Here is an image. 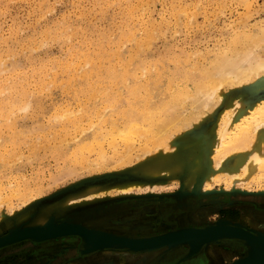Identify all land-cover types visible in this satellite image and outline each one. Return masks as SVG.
<instances>
[{
    "label": "rangeland",
    "instance_id": "obj_1",
    "mask_svg": "<svg viewBox=\"0 0 264 264\" xmlns=\"http://www.w3.org/2000/svg\"><path fill=\"white\" fill-rule=\"evenodd\" d=\"M258 26H264V0H0V61L8 68L0 73V91L2 92L0 93V238L6 237L10 233V230L14 228L13 222L18 219L23 218L24 224L19 222L20 225L15 227L30 226L36 221L40 209L55 202H63L66 198L70 199L83 193L90 186L113 187L118 182L122 183L123 180L140 181L143 179L147 180L146 184L155 185L152 192L141 190V192L131 193L132 195L128 194L127 196L90 198L83 202L73 203L69 206L70 211L67 210L58 219L50 218V221L55 224L61 221L77 224L85 230L91 231L90 239H93V234L96 235L104 231L117 236L152 237L187 227H207L227 220L229 223L264 235L263 179V181H258L256 178V180L250 178V180L248 179L249 183L245 182L243 188L231 186L230 189L226 178L219 174L211 184L213 190H204L200 180H196L192 184L191 190H188L190 187L185 190L184 179H180L181 177L175 178L178 181L173 180L174 178L171 181L169 178L145 179L141 173L133 171L139 162L138 157L146 158V156L137 155L141 152L140 149L144 144L143 139L134 138L137 145L140 143L141 148L139 146V150L137 148V152H140H135L137 159L133 156L131 160L126 161V158H123L121 146L124 145V140L121 143L120 139L122 138L115 134H112L113 138L112 135L110 137L109 131L105 130L106 128L108 130L110 123L106 120L104 123V118H100L101 115L98 116V111L99 114L104 113L103 111L111 112L107 109V102L103 100V96L108 92L107 84L102 86L99 84L96 86L97 89L87 90L89 87L87 82L90 77H82L83 67L87 63H85L84 57L75 56L76 52L88 53L89 51L90 57L100 68L101 77H105L106 67L114 63L118 66L120 58L134 60L130 65L133 70L137 68L134 71L138 75L143 73V69L147 70L156 65L163 76L160 87L166 89L168 86L166 81L172 77L177 82L182 81L179 73H186L192 63L197 67H207V64L209 65L207 62H210V58H213L219 49L224 50L231 44L229 41H232L231 37L233 39L235 33L237 35L242 34V31L257 33L261 28ZM125 27L126 29H124ZM147 31L149 33L152 31L151 34L154 36L155 33V36L154 38L152 36V41H149L150 46L143 45L144 47L142 46L139 51L134 40L136 38L139 42L145 40ZM129 32H132L135 37L131 44V40L129 41L124 35ZM236 34L235 36H237ZM67 37L68 40H66ZM112 46L114 47L112 48ZM261 46L260 57L264 60V43ZM145 47H147L146 50ZM218 47L219 49H217ZM133 50L139 52L134 53ZM97 52L109 54L110 56L107 57L110 60L102 59L105 55H96L95 57L94 54ZM117 52L118 54L122 53L117 55ZM131 55L138 57L133 59L130 57ZM139 57L140 59L137 60ZM80 58L85 64L83 61H78ZM70 60L78 62L76 63V67H78L76 72L78 73L75 72L77 78H71L72 73L70 72L65 73L67 71L65 66L62 69V65ZM140 60L142 61L140 62ZM8 65L11 66L8 67ZM86 66V68L90 67L89 64ZM191 70L189 71L191 72ZM194 73L192 72L190 82L188 79L181 82L183 85L186 83L190 90L195 87ZM60 82L61 84H59ZM13 83L17 84L16 88L12 91L8 90V85ZM62 83L64 86L65 83L70 84H66L67 87L64 88ZM81 87L85 88L78 90ZM120 88H122L121 97L119 95ZM112 89L114 93H118V99L121 98L118 103L121 107H125L128 98L127 88L114 86ZM104 90L107 91L104 93ZM226 90L225 87L223 90L226 92L225 99L241 97L242 100L245 99L243 101L247 100L246 107H253L258 103L261 105L260 109H264V99H262L264 98V72L252 79L250 83L240 87L235 94ZM5 92L8 93L5 94ZM102 92L103 95H101ZM95 94L97 95L95 96ZM28 95L30 96L28 97ZM162 95L161 92L160 96L163 97ZM243 95L245 96L242 97ZM93 96L97 98V101L95 98L93 99ZM26 98L31 101L28 108L26 103L28 104L29 101ZM10 101L15 104H13L15 107L12 111L10 105H13L8 104ZM64 107L65 109L69 107L67 110L70 113V118L79 119L77 124L70 122L69 118L60 117L64 112L65 114L67 112ZM227 109H230L229 105H220L213 115L208 116L191 132V137L185 144L187 153L190 151L197 153L202 145L200 140L202 138L203 141L207 140L203 147L210 146L211 140L217 132V125L221 122V115H224ZM10 113H13V118ZM59 114L60 120L63 118L61 121L57 117ZM116 116L115 114L111 118L115 117L119 120L118 122L123 120L122 117ZM14 120L16 126L13 123ZM83 131L85 132L83 133ZM101 131L104 135L107 134L106 137L108 135L110 137L103 140L104 144L100 142L103 148L93 138L98 133L103 135ZM93 134L95 135L93 136ZM115 137L119 141L116 142ZM112 139L115 140V143H121L117 152L111 151L113 150L111 149L113 147L111 146ZM62 141L63 143H61ZM82 142H91L92 146L88 144L91 147L88 146L89 149L84 147V149L79 144ZM98 143L99 145H97ZM94 146L95 149L92 148ZM100 149L107 153L109 160L99 165L97 163L101 160ZM235 155L234 152H230L225 158L224 164L227 169L234 167L237 158ZM82 156H85V160L81 158ZM202 166L205 168L204 171L210 167L206 158L203 160ZM122 171H125L124 174ZM130 171H133L134 174ZM263 174L264 169L259 171L257 176L262 177ZM162 183L165 185H160ZM184 196L186 197L184 198ZM31 214L34 216L32 215V217ZM93 217L101 219L100 225L89 228L86 226L87 220ZM182 220H188L187 224L193 225L182 226L186 225V223L182 224ZM44 223L39 226L47 224V222ZM125 225L129 230H136L129 231L133 233L122 232V227ZM102 229L105 230L102 231ZM79 233L42 241L23 239L4 244L0 246V264H44L48 258L52 264L54 263L51 261L53 256H56L60 251H69L70 254H95V260L103 258L102 264H107L106 258L109 257L110 260H114L113 264H118L122 259L128 264L129 262L130 264H149L160 254L165 253L166 255L176 252L180 248L188 250L187 246L181 245L170 250H155L145 256L136 254V252L126 251V253L125 250L112 249L86 252L89 249L87 241L83 234ZM222 240L238 241L233 238ZM239 242L245 245L244 242L240 240ZM211 244L213 243L209 245L211 246ZM244 248L246 250L247 246L245 245ZM216 249L218 248L216 247ZM224 249L219 246L220 252L219 255H216L224 264H230L239 256L238 251ZM197 261L193 264H201ZM73 263L80 264L77 261Z\"/></svg>",
    "mask_w": 264,
    "mask_h": 264
},
{
    "label": "bare ground",
    "instance_id": "obj_2",
    "mask_svg": "<svg viewBox=\"0 0 264 264\" xmlns=\"http://www.w3.org/2000/svg\"><path fill=\"white\" fill-rule=\"evenodd\" d=\"M127 21L129 22V20H127ZM130 21H132V20H130ZM260 27L261 26H258V28H260ZM124 29H126V27ZM147 32L148 33L146 34L147 35L146 39L143 41L140 40V42L137 38H136V40H134L135 37H134V34H132V32H129L128 34L125 33L124 35H125V38L129 39V41L131 40L130 44L135 41L136 42L135 43L136 48H138L137 50L140 51V48L143 45L144 46L145 45L150 46L149 41L150 40L152 41V39L155 36V33H154V36L151 34L152 31L150 33H149V31H147ZM144 34H145V32H144ZM235 34H234L233 39L231 37L232 41H229V42H231V44L230 45L227 44L228 45L227 48L225 47L224 50H220L219 47L217 48V49H219L220 52L218 51L217 53H215V56L213 58H210L211 60L209 59L210 62L209 61L207 62V63H209V65L207 64V67H197L192 63V65H194V66L190 65L189 70L192 69L193 71L191 70V72H190L189 70H187L186 73H183V74H182V72L179 73L182 77V81H180V82L175 81V79L173 77L168 79V81H166L168 84L166 89H164V88L161 89V87H160V85L162 84L163 76H162V72L157 69L158 66H156V65H153L152 67H150L147 70L143 69L142 70L143 73L138 75L134 71L137 68H135L133 70L131 68V65H130L131 61H134V60L130 61L127 58L122 59L119 57L120 58L119 59V65H118L119 67L115 63H114L115 65L112 64V65L106 67V70L104 72L105 77H101L100 73H99L100 68H99V66H97L95 64V62H94L95 60H93L90 57L91 54L89 53V51H88L89 54L85 53V52H76L75 51L76 52L75 56L78 57L80 55V56L84 57L85 58L84 60L86 61L85 63H87V64H85L84 61L81 60L82 58H80V60H78L79 58L77 59L78 61H81V62L83 61V63L85 64L83 67L84 71L82 73L83 74L82 77L83 76L90 77V79H88V82H87V84L89 85L87 90L92 89V88L97 89L98 87L96 88V86H98L99 84H100V86L107 84L106 88L108 89V92L105 94V96H103L104 97L103 100L105 102H107L106 104H108V105H106V106L108 108L107 107L106 108L111 110V112L107 113V111L106 112L103 111L105 114L102 113L103 114L102 115V114H99V111H98V116L100 117V115H101L100 118H104V123H105V120H106V122L108 121L110 123V127H109L110 129L109 128H108V130H107V128L105 129L106 131H109V133L108 132H106V133L110 134V137L112 134H115L116 136L119 135L120 138H122V139H120V141L122 140L121 143L124 140V143H123L124 145H121V146L123 148L122 155H123V158H126V161H128L129 159L131 160L133 158V156L136 157V159H137V155L138 156L139 155L146 156V158H142V159L140 157H138L139 162L136 164V167H135V169H133V171H137V172L141 173V175L145 179H153V178H158V179H166L167 178L168 179L169 178L171 181V179L174 178L173 180L178 181L175 178L181 177L180 179H182V178L184 179V182H183L184 185L183 186L185 187V190L187 187H190V189H188V190H191V187H193L192 184L196 180H200L203 183V189L204 190H211L212 189L211 184L217 178V176L219 174L223 175L226 178L227 185L230 189H231V186L237 187V188H243V186H245V182H247V184L249 183L248 181L250 180V178H253V179L256 178L258 181L259 180L261 181L262 179L264 180V174L262 177L257 176L259 171L264 169V109L261 110L260 109L261 105L260 104L258 105V103L255 106H253L256 102L253 105L251 104L253 107H246L245 104H247V102H246L247 100L243 101L245 99L242 100L241 97H238V98L234 97L235 99L232 97H229L232 99H229V98L225 99V93L226 92L223 91L224 88L226 87L227 90H229V92L232 91L233 92L232 94H235L237 92V90L240 89V87L250 83L252 79L263 74V72H264V60L260 57L259 51H260V48L262 47L261 44L264 43V26L261 27L257 33L251 32V31H250V33L249 32L246 33V32L242 31V34H238V35L236 34L237 36H235ZM124 35H123V37H124ZM152 36H153V38H152ZM57 37H58V35H57ZM68 37L66 40H68ZM64 38H66V37H64ZM64 38H62V39H64ZM120 38H122V37H120ZM122 39H124V38H122ZM118 44H119V42H118ZM115 46H116V44H115ZM113 47L114 46H112V48ZM121 47H123V45ZM147 47H145V50ZM132 52L138 53L135 50H133ZM209 52H211V51H209ZM214 52H216V51H214ZM214 52H212V53H214ZM120 53H122V52H119V54L117 52V55H120ZM209 54H211V53H209ZM96 55H101V56L105 55V57L103 56L102 59H108L107 56H110L109 54H106L104 52H103V54L100 52H97L96 54H94V56L96 57ZM192 55H193V53H192ZM192 55H191V57H192ZM206 55H205V58H206ZM136 56L137 55H135V57L131 55L130 57L135 59ZM71 58H72V56L70 57V59ZM139 59H140V57L137 60H139ZM189 59L191 60V58H188V60ZM108 60H110V59H108ZM188 60H187V62H188ZM141 61L142 60H140V62ZM76 63H78V62H76L74 60L73 61L70 60V61H67L64 65H62V69H63V66H65V68L67 70V71H65V73L66 72L72 73L71 78L76 77V74L78 73V72H76V68H78V67H76ZM83 63L81 64L82 66H83ZM88 64L90 65V67L86 68L87 67L86 65H88ZM195 64H197V63H195ZM203 64H204V62H203ZM4 65H2V62L0 63V73L4 72L3 70H8V68L6 67V64H4ZM99 65H100V62H99ZM2 66H4L6 69L4 67H3L4 68L3 69ZM10 66L8 65V67H10ZM82 66H81V68H82ZM191 66H192V68H191ZM141 68H143V67H141ZM163 69H164V67H163ZM137 71H139V70H137ZM168 71H170V70H168ZM60 72H61V70H60ZM75 72H76V74H75ZM192 72H195L194 76H193L195 87H193V89L190 90V88L187 86L186 83H185V85H183L181 82H185L187 79L189 81L191 79L190 77H192L191 76ZM165 74H163V75H165ZM47 76L49 77V74ZM79 76H81V75H79ZM81 79H83V78H81ZM48 83H50V82H48ZM59 84H61V82ZM66 84L67 83H65V86H64L62 83L64 88L67 87ZM68 84H70V83H68ZM16 85L17 84H15V83L9 84L7 89L12 91L16 88ZM114 86H116V87H120V86L124 87L125 86L127 88L128 98L126 100V103H125L126 106L125 107H121V105L119 104L120 103L119 101L121 100V98L118 99L122 88L119 89L120 92L118 91L119 92V95H118V93L113 92L112 88ZM103 87H105V86H103ZM41 88H43V87H41ZM83 88H85V87H81L78 90L83 89ZM74 89H75V87H74ZM95 89H93V90L95 91ZM71 91H73V90H71ZM106 91L104 90V93ZM66 92H67V90H66ZM161 92L163 93V95H162L163 97L160 96ZM0 93H2V92L0 91ZM6 93H8V92H5V94ZM97 93H99V92H97ZM90 95H91V93H90ZM96 95L97 94H95V96ZM98 95H100V94H98ZM101 95H103V92L101 93ZM29 96L30 95H28V97ZM159 96H160V98L158 99ZM244 96L245 95H243L242 97H244ZM120 97H121V95H120ZM33 98H34V96H33ZM91 98H89V99H91ZM94 98L95 97L93 96V99ZM247 98H249V97H247ZM95 99L97 101V98H95ZM262 99H264V98H262ZM26 100L29 101L28 104L26 103V107L28 108V107H30L31 101L29 98L28 99L26 98ZM188 100H189V102H188ZM8 104L13 105L14 103H12L10 101ZM121 104H122V102H121ZM223 104L229 105L230 109L229 110L227 109L226 110L227 112L224 110L225 114L223 112L224 115H221V119H220L221 122H219L220 124L217 125L218 129L217 130L215 129L217 132L213 136L211 143H210V146L209 147H203L204 146L203 144L207 143V140L203 141L202 140L203 138H202V139H200L201 144H202L200 147V150L197 153L195 152L196 154L194 152L191 153V151L189 153H187V149H186L187 147H185V144L189 141V139L191 137V132L196 127H198L201 124V122H203V120L207 119L208 116L213 115L216 112L217 108ZM14 105L13 106L10 105L11 111L15 107ZM18 105H21V104H18ZM122 105L124 106V104H122ZM24 107H25V103H24ZM24 107L22 106L23 109L26 108V107L25 108ZM67 108H69V107H67ZM67 108L65 109V107H64L65 111H67L66 114L64 112V114H62L61 116L59 114V115H57V117L58 116L65 117V119L69 118L70 122H74L77 124L79 119L70 118L71 116H70V113H68L69 111L67 110ZM223 108H224V106H223ZM9 111H8V113H9ZM26 111H27V109H26ZM61 111H62V109H61ZM94 111L97 112V110H94ZM219 111H220V109H219ZM4 113H5V111H4ZM59 113H61V112L59 111ZM115 114L117 115L116 117H122L123 120L122 121L120 120V122H118L119 120L115 119V117L113 118L115 120H113L111 117H113ZM10 115L12 116L13 113L12 114L10 113ZM3 116H1V117H3ZM13 116H12V118H13ZM248 116L249 117L252 116V117L249 118ZM5 117L7 118V115ZM60 117H58L59 120H60ZM111 119H112V121H111ZM55 120H56V118H55ZM61 120H63V118H61ZM7 121H8V118H7ZM13 123H15V120L13 121ZM14 125L16 126V123ZM234 129H236V130H234ZM25 131H27V130H25ZM80 131H82V130H80ZM85 131H83V133ZM14 133L16 134V132H14ZM102 134H103V132H102ZM176 134H177V136H175ZM94 135L95 134H93V136ZM106 136H107V134L101 135L98 133L97 136H95L97 138H95V137H93V138L96 139V141H98L99 143L100 142L103 143V140L105 141V139H107L109 137V135H108V137H106ZM113 137H114V135H112V138ZM136 137H138V139L139 138L143 139L144 144L142 145V148L139 146L140 143H138V145L136 144V141L134 139ZM115 138L117 139V137H115ZM108 140L110 141V139H108ZM117 141H119V139H117L116 142ZM137 141H139V140H137ZM86 142L85 143L82 142L79 144L83 148L84 147L88 148V146H90V145L92 146L91 142H89V143H86ZM61 143H63V141ZM99 143L97 145H99ZM101 143H100V146H101ZM118 143H115L114 139L111 140L112 145L110 143H109V145L114 147V148L113 147L111 148V149H113L111 151H113V152L118 151V149H119L118 147L121 144V143L120 144H118ZM88 144H90V145H88ZM97 145H96V147H97ZM138 146H139V148H141L140 149L141 152L139 151L140 154H137V153H139V152H137ZM92 148L95 149V146ZM101 148H103V147L101 146ZM139 148H138V150H139ZM80 150H81V148H80ZM80 150H79V152H80ZM100 151H99L100 152L99 157L101 160H100V162L97 163L99 165L101 163L102 164L106 163V162H108L106 160H109L107 153H105V151L102 152L101 149H100ZM89 152H90V150H89ZM135 152H137V153H135ZM230 152H234L236 154L235 156H237V158H236V162H235L234 167L232 169H227L226 168L227 166H225L224 161H225V158L227 157L228 153H230ZM84 157L85 156H82L81 158L84 159ZM230 157H229V159H230ZM205 158L208 160L210 167L204 171L203 169H205V168H203L204 164L202 166V162ZM125 163L128 164L127 162H125ZM129 166H131V165H129ZM127 167H125V168H127ZM133 171H130V173ZM123 172H125V171H122V173ZM133 174H134V172H133ZM136 176H139V175H136ZM107 181H109V180H107ZM123 181H122V183H119V182L116 184L114 183L115 186H113V187L100 188V187H94L95 185L90 186L83 193L75 195L74 197H72L70 199L66 198L65 201H63V202L59 201L58 203L55 202L52 205L46 206V207L39 210L40 214H38L36 221L32 225L25 226V227L39 226V224H43L44 222L46 223V222L50 221L51 220L50 218L58 219L61 217V215H63L67 210L70 209V207H69L70 205H72L73 203H76V202H83V201L89 200L90 198L91 199L103 198V197L110 198V196H114V195H126L127 196L128 194H131V193L133 194V193L141 192V190H143L144 192H152L151 190L155 186L154 184H150V183L146 184L147 180H144V179L140 180V181H124V182ZM100 183H102V182H100ZM111 183H112V181H111ZM108 184H110V183H108ZM160 185H165V184L162 183ZM97 186H101V185H97ZM197 187H198V185H197ZM181 191H183V190L181 189ZM180 194H182V193H180ZM183 194H184V191H183ZM137 197H139V196H137ZM185 197L186 196H184V198ZM60 199H62V198H60ZM115 200H117V199H115ZM129 205H130V203H129ZM32 215L33 214H31V216ZM53 215H55V216H53ZM22 221H23V218H20L17 221L13 222L14 228H12V230L19 229L18 227H15V226L16 225L19 226L20 225L19 222H22ZM87 221H88V224L86 226L89 228H94L95 226L100 225L99 223H100L101 219L99 217H93V218L88 219ZM227 221L229 222V220H227ZM77 222H78V219H77ZM52 223H54V222H52ZM72 223H73V221H72ZM185 223H186V225H188L187 221L182 220V224H185ZM101 224H103V223H101ZM75 225H77V224H75ZM126 225H125V227H122V232L127 231L128 233H133V232H129V231L136 230V229L129 230L128 228H126ZM203 226H205V225H203ZM252 227H254V226H252ZM97 229H99V228H97ZM141 229H143V228H141ZM104 230L105 229H102V231H104ZM105 232L106 231H104L103 233H105ZM213 244H211V246L210 245L207 246L208 247L207 252L210 251L209 255H208L210 258L209 262L211 264H224V262L222 261L223 262L222 263L221 260H219L218 257L216 256V254L219 255V252H220L218 245L216 244V242H213ZM219 244H220V242H219ZM225 244H227V242ZM229 245H231V244H229ZM233 245H234V243H233ZM216 247L218 249H216ZM83 248H84V246H83ZM249 252H250V250L248 251L247 249L243 252H239L240 253L239 256L236 259L234 258L235 260H233V262H235L237 260H238V262L244 261L249 256ZM68 264H74V263L69 262Z\"/></svg>",
    "mask_w": 264,
    "mask_h": 264
},
{
    "label": "water",
    "instance_id": "obj_3",
    "mask_svg": "<svg viewBox=\"0 0 264 264\" xmlns=\"http://www.w3.org/2000/svg\"><path fill=\"white\" fill-rule=\"evenodd\" d=\"M90 232L78 225L65 222L55 224L50 221L44 226L11 230L6 237L0 238V246L23 239L42 241L67 234L79 233L83 234V237L87 241L89 249L86 252L101 249L149 252L162 249L170 250L181 245L187 246L188 253L177 262L180 263L197 255L204 247L209 246L210 243L226 238H233L243 241L250 252L244 261L238 262L237 260L230 264H264V235L246 230L227 221L217 222L216 224L202 228L187 227L161 235L141 238L117 236L100 232L96 235L93 234V239H90Z\"/></svg>",
    "mask_w": 264,
    "mask_h": 264
},
{
    "label": "flooded vegetation",
    "instance_id": "obj_4",
    "mask_svg": "<svg viewBox=\"0 0 264 264\" xmlns=\"http://www.w3.org/2000/svg\"><path fill=\"white\" fill-rule=\"evenodd\" d=\"M187 222H188V220H187ZM193 224H188V225H185V226H192ZM182 226H184V225H182ZM264 232V231H263ZM219 242H220V244H219ZM219 242H216V244L218 245V247L219 246H222V247H224L225 248V250H228L229 251V249L230 250H235V251H238V252H243V251H245V248L243 247V245H242V243L241 242H239V241H228V240H222V241H219ZM227 242V244H225ZM232 242V243H231ZM233 243H234V245H233ZM215 244V243H214ZM213 244V245H214ZM229 244H231V245H229ZM237 244V245H236ZM229 245V246H228ZM239 245V246H238ZM238 246V247H237ZM233 247V248H232ZM243 247V248H242ZM240 250V251H239ZM208 251V250H207ZM207 251H205L204 253H201L199 256H197L195 259H191V260H189V261H182V262H180V264H193L194 262H196L197 260V262H200L201 264H211L210 262H209V252H207ZM187 253V249H183V248H180L178 251H176V252H174V257L176 258V257H178V256H183V255H185ZM172 255V253H168V254H166V257H167V255ZM240 254V253H239ZM79 255V256H78ZM165 255V253L164 254H162V255H160L157 259H155V261H153L152 263H149V264H169V263H167V259H165L166 257H163ZM215 255V254H214ZM217 255V254H216ZM96 255L95 254H89V255H82V254H80V253H77V254H75V253H71L70 254V252L69 251H64V252H59L56 256H53V258H52V260L51 261H53L54 263H52V264H67V263H69V262H80V264H102L103 263V258H101V259H99V260H95L96 259V257H95ZM173 257V258H174ZM207 257V258H206ZM218 257V256H217ZM112 258V257H111ZM170 259V261L172 262L174 259ZM107 260H106V262H107V264H109V263H111V264H113L114 263V260L113 259H111L110 260V257L109 258H106ZM197 259V260H196ZM85 260V261H84ZM47 262H45L44 264H51V262H50V259L48 258L47 260H46ZM157 261V262H156ZM169 261V262H170ZM50 262V263H49ZM11 263V262H10ZM41 263V262H40ZM175 263V262H174Z\"/></svg>",
    "mask_w": 264,
    "mask_h": 264
},
{
    "label": "crops",
    "instance_id": "obj_5",
    "mask_svg": "<svg viewBox=\"0 0 264 264\" xmlns=\"http://www.w3.org/2000/svg\"><path fill=\"white\" fill-rule=\"evenodd\" d=\"M207 249H208V247H204V249H202L201 251H200V253H198L197 255H195V256H193V257H191V258H189V259H187V260H185V261H189V260H193V259H195L197 256H199L201 253H204L205 251H207ZM157 251V250H156ZM126 252V251H125ZM124 252V253H125ZM127 252H129V251H127ZM126 252V253H127ZM152 251H149V252H146V253H144V252H136V254H143V256H145V254H147V253H151ZM187 253H188V250H187ZM187 253L185 254V255H183L182 257L181 256H178V257H174V252H172V255H167V257H166V255H164L163 257H166L165 259H167L168 261H167V263H169V264H180V263H177L181 258H183L184 256H186L187 255ZM164 254V253H163ZM160 255H162V254H160ZM122 257V256H121ZM174 257V258H173ZM158 258V257H157ZM157 258H155V259H157ZM174 259L172 262L170 261V259ZM155 259L154 260H152L150 263H152L153 261H155ZM170 261V262H169ZM175 262V263H174ZM182 262V261H181ZM118 264H128V262L126 263V261L125 260H121L120 262H118ZM129 264H130V262H129ZM133 264V263H132Z\"/></svg>",
    "mask_w": 264,
    "mask_h": 264
}]
</instances>
